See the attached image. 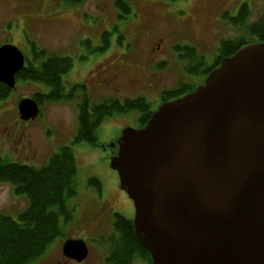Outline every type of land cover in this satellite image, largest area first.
<instances>
[{
	"label": "rangeland",
	"instance_id": "obj_1",
	"mask_svg": "<svg viewBox=\"0 0 264 264\" xmlns=\"http://www.w3.org/2000/svg\"><path fill=\"white\" fill-rule=\"evenodd\" d=\"M116 1L83 0L71 5L64 0H0V45H15L36 67L43 61L42 55L33 58L38 49L46 56L70 58L71 68L62 76L63 90L76 87L66 101L39 100L36 118L28 121L18 117L17 104L21 98L49 93L46 84L18 79L0 99L3 160L39 168L61 146L70 147L75 157L73 194L65 199L70 218L59 215L60 234L27 264H105L106 241L115 234L114 213L133 218L132 201L119 188L109 156L114 150L110 145L123 128L141 126L142 112L130 109L104 119L95 131L97 146L74 142L82 94L90 104L141 96L154 111L163 93L181 84L192 89L202 81L200 69L211 64L221 41L241 36L253 40L245 27L229 23L224 13L234 17L246 4L250 11L247 26L264 10V0H123L129 7L125 13ZM104 32L108 33L105 39L101 37ZM176 46L195 49L202 56L201 63L188 54L182 56ZM27 205L25 196L16 195L9 183H0V213L16 219ZM67 238L85 242L89 256L84 263L61 254ZM131 264L148 261L135 257Z\"/></svg>",
	"mask_w": 264,
	"mask_h": 264
},
{
	"label": "water",
	"instance_id": "obj_2",
	"mask_svg": "<svg viewBox=\"0 0 264 264\" xmlns=\"http://www.w3.org/2000/svg\"><path fill=\"white\" fill-rule=\"evenodd\" d=\"M23 65L15 45H0V82L13 88ZM17 113L34 119L38 105L21 98ZM110 146L150 264H264V42L222 58ZM87 252L82 239L61 246L77 262Z\"/></svg>",
	"mask_w": 264,
	"mask_h": 264
},
{
	"label": "trees",
	"instance_id": "obj_3",
	"mask_svg": "<svg viewBox=\"0 0 264 264\" xmlns=\"http://www.w3.org/2000/svg\"><path fill=\"white\" fill-rule=\"evenodd\" d=\"M82 1L64 0L66 4L71 5L79 4ZM116 6L121 7L125 13L129 12V7L123 0H117ZM249 14L250 11L246 4L239 7L234 17L227 13L223 14L229 23L236 27H245L247 35L251 36L253 40L247 41L241 36L239 39L221 41L213 65H216L222 58L232 55L245 44L264 42V10L246 26ZM102 34L101 37L104 39L108 36L107 32ZM106 46L107 42H104L103 49ZM175 48L183 52L182 56L188 54V56H192L191 60L194 59L201 63L202 56H198L195 49L179 46ZM32 49L35 50L33 44ZM193 52L195 54H192ZM38 55H42L43 58L39 67L30 62L17 74L21 79L42 82L49 87V93L37 94L34 95V98L32 97L37 105H39V100L62 102L70 99L74 95L76 87L64 92L62 76L71 68V59L55 54L46 56L42 49L34 51L33 58ZM196 69L198 70V67ZM209 69L210 67L203 66L200 70L205 74ZM10 90L4 84H0V99L6 97ZM191 90L189 85L181 84L176 89L163 93L162 101ZM130 109L142 112L140 127L146 123L152 112L149 104L141 96L135 99L126 98L122 101L106 98L101 102L90 104L89 97L82 94L77 106L74 142L97 146L95 131L100 123L114 113H124ZM112 148L114 150H111L115 152L116 146ZM75 173V157L68 146H61L58 152L52 154L47 163L39 168L5 161L0 156V183H9L16 195H23L28 201L26 209L17 214L16 219L0 213V264H27L38 258L60 234L59 215H62L64 220L70 218V211L65 206V199L68 195L73 194L72 180ZM90 182L98 185L94 180H90ZM112 227L115 234L106 241L108 252L105 264H131L135 257L146 258L148 264L150 263L149 253L137 240L131 218L114 213Z\"/></svg>",
	"mask_w": 264,
	"mask_h": 264
},
{
	"label": "flooded vegetation",
	"instance_id": "obj_4",
	"mask_svg": "<svg viewBox=\"0 0 264 264\" xmlns=\"http://www.w3.org/2000/svg\"><path fill=\"white\" fill-rule=\"evenodd\" d=\"M25 61L27 62L26 64H25ZM31 61H28V60H26L25 58H24V65H23V68H25V67H27L28 66V64L30 63ZM220 62V61H219ZM219 62L216 64V65H213L214 64V61H212L211 62V64H209L207 67H210V69L208 70V72H206L205 74H204V72L203 73H201L202 75H204V77L202 78V81L200 82V83H203V81H204V79H205V77L207 76V74L210 72V70L212 69V67H216L218 64H219ZM213 65V66H212ZM212 66V67H211ZM22 68V69H23ZM20 71V70H19ZM18 71V72H19ZM18 72L15 74V83H16V80H18V79H21V78H19L18 76H17V74H18ZM107 81L109 82V83H111V81H112V79H109V78H107ZM104 82H105V80H104ZM113 82V81H112ZM199 83V84H200ZM0 84H3L2 82H0ZM15 85V84H14ZM198 85V84H197ZM83 86V85H82ZM196 86V84L193 86V88ZM7 87V86H6ZM8 88V87H7ZM14 88V87H13ZM13 88H9V89H13ZM192 88V89H193ZM63 102V101H62ZM162 102V97H160V103ZM159 103V104H160ZM113 151L111 150V152H110V154L112 153ZM54 153H57V152H54ZM88 256H89V249H88V253H87V256H86V258L83 260V261H81L80 263H84L87 259H88ZM140 258H142V257H140ZM66 259V258H65ZM142 259H144L145 261H146V258H142ZM68 260H70V259H68Z\"/></svg>",
	"mask_w": 264,
	"mask_h": 264
},
{
	"label": "bare ground",
	"instance_id": "obj_5",
	"mask_svg": "<svg viewBox=\"0 0 264 264\" xmlns=\"http://www.w3.org/2000/svg\"><path fill=\"white\" fill-rule=\"evenodd\" d=\"M114 153H115V152H112V153L110 154V156L113 155ZM110 156H109V157H110Z\"/></svg>",
	"mask_w": 264,
	"mask_h": 264
}]
</instances>
